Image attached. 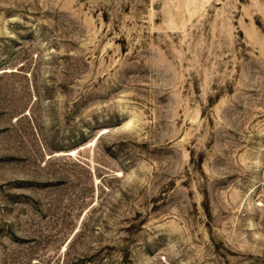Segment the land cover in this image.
<instances>
[{
    "label": "rangeland",
    "instance_id": "1",
    "mask_svg": "<svg viewBox=\"0 0 264 264\" xmlns=\"http://www.w3.org/2000/svg\"><path fill=\"white\" fill-rule=\"evenodd\" d=\"M0 264H264V0H0Z\"/></svg>",
    "mask_w": 264,
    "mask_h": 264
}]
</instances>
